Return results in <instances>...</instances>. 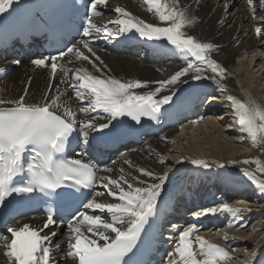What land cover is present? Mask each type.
Instances as JSON below:
<instances>
[{
  "label": "snow or ice",
  "instance_id": "1",
  "mask_svg": "<svg viewBox=\"0 0 264 264\" xmlns=\"http://www.w3.org/2000/svg\"><path fill=\"white\" fill-rule=\"evenodd\" d=\"M196 2L199 3V0ZM18 3L19 0H0V15L10 13ZM248 3L251 5L253 0H248ZM143 4L160 24L149 23L133 15L127 8L116 6L112 9L116 18L100 25L94 17L103 15L100 9L108 7V0H89L83 21V36L90 37L94 31L116 38L135 32L148 41H166L175 52L181 54L185 66L167 79L155 81V88H150L149 81L105 76L103 68L107 66L104 61L93 52L88 41L82 40L79 43L99 64L73 44L58 55L30 60L36 67L51 69L47 89L38 99L30 102L29 86L16 98L0 97V213L8 218L24 214L13 197L29 201L39 196L45 204L42 223L25 222L7 228L10 237L0 244L5 264H56L53 259V238L57 232L52 230V226L58 228L61 225H66L68 229L65 255L73 264H125L145 226L159 209L169 172L138 168L139 175H132L120 168V174L114 176L113 167L99 168L91 158H87L86 151L68 156L67 148L73 137H81L87 143L89 131L109 129L111 122L122 116L130 117L137 124L141 123L142 118L158 120L163 107L174 103L177 87L189 80L210 79L221 90H226L221 83L225 79L226 69L211 56L216 45L186 31L195 26L198 17L190 15L186 6L181 7L179 0H143ZM259 4L264 8V0H259ZM109 24L115 25V28H109ZM255 33L260 37L264 33V26H257ZM69 54L76 60L87 61L92 70L86 67L70 70L64 64L58 65V61ZM71 62L69 59L68 63ZM12 63L19 64L20 61L14 60ZM58 71L62 73L61 83L72 90L76 107H73L72 97L67 101L63 99L65 93L58 85L53 94L51 79ZM0 73H6V69L0 68ZM227 100L231 102L238 131L246 135L252 147L264 153V107L250 98L238 99L229 95ZM97 110L107 114V122H98L103 118L91 115ZM78 114L86 118H79ZM124 163L132 166L127 159ZM191 163L210 167L203 159H192ZM229 163L254 164V171L242 169V172L264 194V180L256 175L264 174V162L259 158H249ZM98 172L105 174L98 175ZM97 184L105 191H94L93 186ZM105 196L112 199H99ZM50 201H58L62 207L66 205L72 211L67 216L58 215ZM248 211L251 209L245 201L237 204L224 202L219 207L199 210L193 217L199 219L207 215L227 214L233 220H238L242 219L243 212ZM234 226L231 222L228 225L229 228ZM239 227L243 228L244 225ZM45 229L49 231L45 232ZM198 231L196 225L179 231L174 250L169 253L168 264H224L233 258L231 252L220 243L194 235ZM222 240H228L227 233ZM59 247V244L55 245V249Z\"/></svg>",
  "mask_w": 264,
  "mask_h": 264
},
{
  "label": "bare ground",
  "instance_id": "2",
  "mask_svg": "<svg viewBox=\"0 0 264 264\" xmlns=\"http://www.w3.org/2000/svg\"><path fill=\"white\" fill-rule=\"evenodd\" d=\"M230 0H179L181 7H187L190 15L198 17V21L194 27L186 29L189 34L198 37L202 41L211 42L216 45L215 50L211 53L213 59L220 63L225 69V79L221 83L225 86L228 95L237 97L238 99L250 98L255 101L262 98L261 88H264V50L263 45H259L264 41V33L258 37L255 33L257 26H264V8L259 4V0H253L251 5L256 7L255 20L253 17L248 16V11L245 10V3L242 0H234L233 4ZM247 1L248 0H244ZM222 3L220 6L219 4ZM224 3H227V11L224 10ZM117 6L127 8L133 15H136L149 23L160 24L158 18L151 12L146 10V6L143 4V0H123L117 1ZM116 18V17H115ZM111 18V19H115ZM166 41H151L148 45L156 51H160ZM173 52L178 57L177 61H169L166 63H155L151 61L136 60L131 56H121L110 52L100 51L96 53L107 66L106 72H110L113 76L122 80L140 79L142 81H149L150 88H155L157 85L155 81L167 79L175 71L184 67V60L181 58V54ZM261 56L258 57L257 53ZM256 53L255 57L248 56L249 54ZM94 61L95 58L93 57ZM246 60V63H244ZM249 60V63L247 61ZM99 64V61H97ZM251 65L258 67L257 72H260L262 78L260 80L252 79L246 83L242 80L244 72H247ZM89 70H92L88 64L85 66ZM10 68V67H9ZM243 71V73H242ZM209 75H211L209 73ZM27 76H30L28 68L22 67L21 69H13L12 74L6 78L0 89V97L4 98H16L18 97L24 87ZM33 76L32 82L29 86L31 93L30 101L36 99L39 92L44 89L45 75L41 71L36 72ZM254 79V75L251 77ZM257 81V87L254 86ZM263 81V85L261 83ZM217 84L210 79H204L202 81L189 80L186 84H181L177 87V95L183 93L186 89L197 87L202 84ZM237 83V84H236ZM144 89L143 91H146ZM142 91V90H137ZM264 101V99H263ZM257 102V101H255ZM220 106L221 113L216 116L214 112H207L205 118L195 124L190 123L184 125L180 130H168L158 138L147 139L144 144L140 145L133 151L124 153L118 158L115 163L108 167L115 169L112 175H119V169L123 168L125 173L132 175H139L138 168H146L155 172L163 173L169 172V178L166 181L164 190L171 184L178 181L179 176L184 177L187 174L193 178L197 173L198 178L202 183L208 178L216 176L209 168L214 167V164L224 165L226 173L220 175L219 180L222 182L219 187L223 190H240L244 185L233 186L228 183L226 177L228 171H235L234 168H229L227 164L229 161H234L238 155L251 153V144L244 141V134L238 131L237 125L229 123L225 120L234 118L232 113V105L229 101L224 102ZM74 107V106H73ZM101 112V111H100ZM103 113V112H101ZM105 114V113H103ZM208 123H207V122ZM164 137L165 139H161ZM245 145V146H244ZM250 149V152L248 150ZM243 157V156H241ZM127 159L131 161L132 166L124 163ZM192 159H203L210 167L204 168L202 166L193 165ZM164 163L161 164L160 161ZM212 165V166H211ZM229 165V164H228ZM105 173L101 172V175ZM148 180L149 178L143 177ZM254 191V202H249L240 198H226L222 203L227 202L229 204H237L240 201H245L251 211L243 212L242 219L233 220L230 217V222L235 226L222 230L211 229L204 231V228H210V225L204 227V222H212V226L221 227L222 220L217 215H207L200 217L199 219H193L194 223L201 225L199 231L194 235H201L212 242L220 243L231 252L232 259L224 262V264H264V220L261 222H255L254 224L247 223L243 217L251 216L253 219H259L260 216L264 217V211H257L258 205L264 202V194H261L256 189ZM98 191H105L101 185H99ZM103 199L111 200V197H100ZM205 201V200H203ZM221 203V204H222ZM253 204V205H252ZM257 205V206H255ZM243 207L244 205H240ZM264 208V207H262ZM243 224L244 227L240 228L239 225ZM213 227V228H214ZM217 227V228H218ZM247 229V231L245 230ZM227 233L228 240L223 241V235ZM263 235V236H262ZM64 236H61L56 240V244L61 245L57 249V264H73V262L66 257L67 244L63 240ZM178 238V237H177ZM176 238V239H177ZM175 239V240H176ZM176 243V241H175ZM174 249V247H173ZM235 249V251H231ZM253 252L255 255L253 256ZM64 256V259L61 258ZM0 264H5L3 257L0 254Z\"/></svg>",
  "mask_w": 264,
  "mask_h": 264
},
{
  "label": "rangeland",
  "instance_id": "3",
  "mask_svg": "<svg viewBox=\"0 0 264 264\" xmlns=\"http://www.w3.org/2000/svg\"><path fill=\"white\" fill-rule=\"evenodd\" d=\"M263 43H264V41H262L261 43H259V45H261V44L263 45ZM262 48L264 50V45L262 46ZM255 55H256V53H254V54H251L250 53L248 56L255 57ZM257 55H258V57L261 56L259 52L257 53ZM261 57H263V55ZM244 63H246V60H244ZM247 63H249V60L247 61ZM257 70H258V67L256 68V67H254V65H251L250 68H249V70L247 72H244V75H243V79L242 80L245 83L247 81H249L250 79H252L253 82H255V80H260L262 78V76L260 75L261 74L260 72H257ZM242 73H243V71H242ZM253 75H254V79L251 78ZM261 83L263 85V81H261ZM254 86L257 87L256 89H258L259 86H257V81H256V84ZM261 91H262V96L263 97L262 98H259L258 97L257 99L255 97V101H257L256 103L259 104L261 107H264V101H263V99H264V88H261ZM226 99L227 98H225V96H224V100H226ZM226 121H228L229 123L230 122L231 123H234V125L235 124L237 125L235 119H232L231 120V118H229V119L225 120V122ZM243 138H244V141L246 142V145H248L247 142H249V141H248V138L246 137L245 134H244V137ZM249 144H250V142H249ZM251 150L252 151L249 154L248 153L247 154L246 153L243 154L244 152L243 153L241 152V155H238V157H236L235 161H242L244 159H249V158H259L262 162H264V153H262L259 148L252 147ZM248 152H250V149L248 150ZM241 156H243V157H241ZM228 164H227V166H229V168H234L235 170H237V172L233 171L234 174H231L229 179H235L236 182L244 183L246 185H249L251 187H254L259 192L258 187L256 185H254L251 181H249L248 178L245 177L243 175V172H242V169H248L250 171H254L255 170V165L254 164H248V165H245V164H242V163H228ZM224 168H226L224 165L214 164V167L213 168H210V170H213L214 171V169H215V170L223 171ZM256 175H257L258 179L264 180V174L256 173ZM255 206H257V205H255ZM258 206H259V208L257 209V211H261V210L264 211V208H262V207H264V202L262 204L258 205ZM252 218L253 217H251V216H248V217L244 216V219L247 220V223H251V224H254L256 221L257 222H261V221L264 220V217H261V216H260L259 219H256V220L255 219L252 220ZM245 230L247 231V229H245Z\"/></svg>",
  "mask_w": 264,
  "mask_h": 264
}]
</instances>
